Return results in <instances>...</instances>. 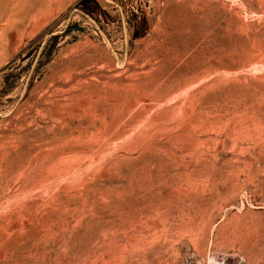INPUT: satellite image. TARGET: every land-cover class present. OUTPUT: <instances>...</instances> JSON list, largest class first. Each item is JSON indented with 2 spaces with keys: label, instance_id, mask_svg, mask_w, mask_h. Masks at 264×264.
Segmentation results:
<instances>
[{
  "label": "rangeland",
  "instance_id": "rangeland-1",
  "mask_svg": "<svg viewBox=\"0 0 264 264\" xmlns=\"http://www.w3.org/2000/svg\"><path fill=\"white\" fill-rule=\"evenodd\" d=\"M264 264V0H0V264Z\"/></svg>",
  "mask_w": 264,
  "mask_h": 264
},
{
  "label": "clouds",
  "instance_id": "clouds-1",
  "mask_svg": "<svg viewBox=\"0 0 264 264\" xmlns=\"http://www.w3.org/2000/svg\"><path fill=\"white\" fill-rule=\"evenodd\" d=\"M209 264H222V262L218 260L216 257H211L209 259Z\"/></svg>",
  "mask_w": 264,
  "mask_h": 264
}]
</instances>
